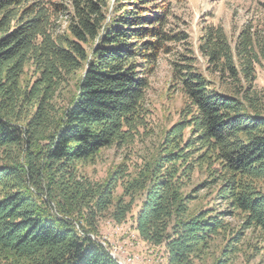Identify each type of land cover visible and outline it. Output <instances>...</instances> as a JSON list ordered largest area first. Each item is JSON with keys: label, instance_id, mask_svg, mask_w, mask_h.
<instances>
[{"label": "trees", "instance_id": "trees-1", "mask_svg": "<svg viewBox=\"0 0 264 264\" xmlns=\"http://www.w3.org/2000/svg\"><path fill=\"white\" fill-rule=\"evenodd\" d=\"M171 9L0 0V264H118L98 222L122 225L138 203L136 231L169 264H208L218 239L229 240L214 264H231L246 232L264 250V19L234 41L203 27L201 71ZM162 57L183 101L178 120L135 171L122 164L94 181L87 168L105 151L155 133L147 95Z\"/></svg>", "mask_w": 264, "mask_h": 264}, {"label": "rangeland", "instance_id": "rangeland-1", "mask_svg": "<svg viewBox=\"0 0 264 264\" xmlns=\"http://www.w3.org/2000/svg\"><path fill=\"white\" fill-rule=\"evenodd\" d=\"M60 1V0H54ZM172 5L171 23L176 31L185 32L189 36L195 54L198 58L197 67L205 70V60L198 54V41L201 30L208 25L221 26L231 40L246 24L264 19V0H170ZM31 74L25 76L30 81ZM151 89L147 95L149 108L154 115L150 119L155 133L142 142H137L131 149H112L105 151L96 160L95 166H89L87 172L91 179L105 182L119 165L126 164L130 172L137 169L135 163L139 158L148 157L158 147L162 133L177 120L182 108V98L175 93L171 85V69L167 58L162 57L156 71L150 77ZM258 90L264 91V62L257 67ZM120 191V190H119ZM215 205V202H212ZM141 205L135 207L132 215L122 225H116L107 215L98 222V241L109 251L118 264H169L168 254L164 247H152L144 242L136 231V217ZM223 204H217L216 209H224ZM235 232L239 231L240 220L229 218ZM233 233V231H232ZM252 232H246L236 245L237 254L231 264H264V250L258 246ZM229 240V239H228ZM227 240V241H228ZM227 241L218 239L214 243L206 260L208 264L221 256Z\"/></svg>", "mask_w": 264, "mask_h": 264}]
</instances>
